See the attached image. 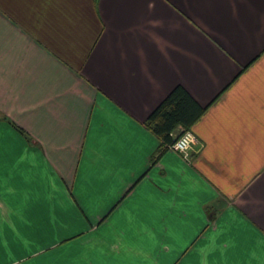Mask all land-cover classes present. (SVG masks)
Wrapping results in <instances>:
<instances>
[{"label":"crops","instance_id":"0c3cea01","mask_svg":"<svg viewBox=\"0 0 264 264\" xmlns=\"http://www.w3.org/2000/svg\"><path fill=\"white\" fill-rule=\"evenodd\" d=\"M0 264H264V0H0Z\"/></svg>","mask_w":264,"mask_h":264},{"label":"trees","instance_id":"16d2710c","mask_svg":"<svg viewBox=\"0 0 264 264\" xmlns=\"http://www.w3.org/2000/svg\"><path fill=\"white\" fill-rule=\"evenodd\" d=\"M205 108L206 105L199 104L184 87L176 84L152 108L144 124L158 139V150H162L179 134V127L190 129Z\"/></svg>","mask_w":264,"mask_h":264},{"label":"built area","instance_id":"2783aa9c","mask_svg":"<svg viewBox=\"0 0 264 264\" xmlns=\"http://www.w3.org/2000/svg\"><path fill=\"white\" fill-rule=\"evenodd\" d=\"M180 132L174 140L166 145V148L176 151L182 158L188 157V150L191 143L194 142L195 137L190 129H183L179 127Z\"/></svg>","mask_w":264,"mask_h":264},{"label":"rangeland","instance_id":"374dc122","mask_svg":"<svg viewBox=\"0 0 264 264\" xmlns=\"http://www.w3.org/2000/svg\"><path fill=\"white\" fill-rule=\"evenodd\" d=\"M180 155V154H179ZM181 156V155H180Z\"/></svg>","mask_w":264,"mask_h":264}]
</instances>
